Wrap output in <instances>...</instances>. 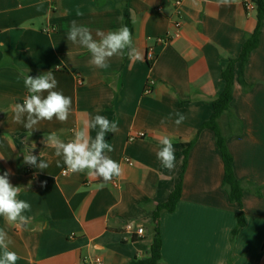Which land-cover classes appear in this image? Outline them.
<instances>
[{"label":"crops","instance_id":"crops-1","mask_svg":"<svg viewBox=\"0 0 264 264\" xmlns=\"http://www.w3.org/2000/svg\"><path fill=\"white\" fill-rule=\"evenodd\" d=\"M176 1L0 0V175L9 171L10 182L21 189L17 198L31 205L25 226L0 217L10 250L20 257L16 264H130L147 258L154 214L177 186L182 195L176 211H162L159 218L161 264H264V29L244 69L248 86L239 81L238 63L231 114L219 120L244 191L240 207L224 187L215 134L201 127L214 113L223 71L257 27L256 14L246 11L248 0L231 6L185 0L180 14ZM73 20L94 38L97 29L127 25L140 58L126 51L113 56L107 69L93 66L86 48L67 41ZM48 27L56 31L45 33ZM164 36L168 43L157 45ZM151 49L154 62L147 59ZM47 71L58 81L56 90L72 98V113L66 123L40 122L29 135L13 122V109L27 95L23 76ZM149 80L153 91L146 94ZM177 112L186 116L179 126ZM96 114L118 123L105 139L113 148L107 155L122 168L102 190L96 188L102 178L63 176L62 159L44 142L50 133L72 140L73 130ZM97 131L90 129V136ZM141 132L145 138L129 140ZM165 135L175 150L171 171L156 156ZM31 150L38 158L42 152L48 169L24 163L23 151ZM241 210L245 226L233 238ZM129 223L144 234L128 231Z\"/></svg>","mask_w":264,"mask_h":264},{"label":"clouds","instance_id":"clouds-1","mask_svg":"<svg viewBox=\"0 0 264 264\" xmlns=\"http://www.w3.org/2000/svg\"><path fill=\"white\" fill-rule=\"evenodd\" d=\"M233 2L234 0H218L221 6H231ZM76 15L82 16L83 12L77 10ZM120 19L123 20V17ZM95 37L89 27L77 24L75 20L71 22L66 34L67 41L87 49L90 53V64L97 68H109V60L113 56L124 55L126 51L127 54H135L137 58H140L139 53L135 51L132 33L127 25L121 26L116 31L104 32L97 29ZM23 84L27 95L23 103H17L14 106L12 118L14 123L21 124L31 135L42 121H52L53 118L61 123L68 121L72 113V98L56 90L58 81L52 71L35 77L27 74L23 76ZM175 116L174 123L177 126L186 119V116L180 112L175 113ZM161 122L164 123L163 120ZM90 129H98L94 138L89 134ZM117 130L116 121H110L107 117L96 114L91 119L85 120L83 127L73 130L72 140L64 142L56 133H50L44 137V142L46 146L54 148L55 156L62 159L65 174L86 173L88 177L94 179L102 178L101 183L96 185L97 190H102L107 182L122 174L121 165L107 155L108 152L113 151V148L105 139L107 133H115ZM159 144L157 159L162 167L171 171L176 165L173 141L165 135L160 138ZM32 150L23 151L24 163L40 170L48 169L49 164L43 159L42 152L38 158L32 154ZM0 159L4 157L0 156ZM57 166H61V160H57ZM9 175V171L0 175V217L9 224L25 226L30 222V217L24 213L31 210V205L17 198L21 189L10 182ZM11 244L12 240L8 233L0 229V250H2L0 264H16L20 259L16 252L10 250Z\"/></svg>","mask_w":264,"mask_h":264},{"label":"trees","instance_id":"trees-1","mask_svg":"<svg viewBox=\"0 0 264 264\" xmlns=\"http://www.w3.org/2000/svg\"><path fill=\"white\" fill-rule=\"evenodd\" d=\"M255 6V14L257 20V27L254 33L249 37L247 42L244 44L242 53L238 59L230 60L228 66L223 71V81L224 87L218 96V98L213 102L214 113L212 117L202 125L201 129L211 130L215 134L216 143L219 151L221 152L223 162L225 165V178L224 187L227 189L229 194V199L232 203H237L242 207L243 199V188L242 183L236 178L233 168V157L229 152L227 147V140L223 136L220 127L219 120L224 115L231 114V105L234 98V88L236 83L235 69L238 63H241L242 72L239 78L240 83L244 87L248 85L244 81V69L249 61V58L254 50L259 46V41L261 34L264 29V0H251ZM181 186H177L176 190L170 196L168 201L162 205H159L157 211L154 214V220L157 222L155 229V235L153 242L149 251V256L144 259H136L130 264H161L162 262V237L159 227V218L162 211H167L173 213L177 209V205L181 199ZM245 226V214L241 210L239 214L238 226L232 233L233 238L237 236L239 231Z\"/></svg>","mask_w":264,"mask_h":264},{"label":"built area","instance_id":"built-area-1","mask_svg":"<svg viewBox=\"0 0 264 264\" xmlns=\"http://www.w3.org/2000/svg\"><path fill=\"white\" fill-rule=\"evenodd\" d=\"M184 1H185V0H177V1H176V9H177V12H178L179 14H180V9H181V7H182ZM245 9H246V11H247L248 13L255 12V6H254V4L252 3L251 0L246 1V3H245ZM181 26H182L181 21H178V22L176 23V27L179 29V28H181ZM55 31H56V29L53 28V27H48V28L44 29V32H45V33H54ZM168 41H169L168 36L161 37V38H159V39L157 40V45H163V44H166V43H168ZM147 59H148L149 61H151V62H154V61H155V59H156V55H155L153 49L149 50L148 55H147ZM79 82H80V84H82V81H79ZM153 86H154V82H153L152 80H149V81L147 82V85H146V88H145V93H146V94H150V93H152V91H153ZM145 136H146L145 133L141 132V133H137V134H135V135H131V136L129 137V140H130V141H135V140H137V139H143V138H145ZM68 174H69V173L65 174V170L62 172V175H63V176H67ZM126 227H127V230H128V231H136V233H137L138 235H143V234H144V229H143V228H137V229H136L135 225L132 224V223L127 224Z\"/></svg>","mask_w":264,"mask_h":264}]
</instances>
